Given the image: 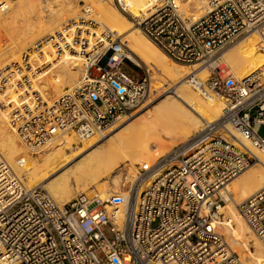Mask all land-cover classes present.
Returning <instances> with one entry per match:
<instances>
[{"label": "built area", "instance_id": "2783aa9c", "mask_svg": "<svg viewBox=\"0 0 264 264\" xmlns=\"http://www.w3.org/2000/svg\"><path fill=\"white\" fill-rule=\"evenodd\" d=\"M200 1L207 10L198 17L182 11L179 0H156L133 19L170 60L195 66L197 72L184 80L200 95L222 99L220 116L203 120L117 192L103 196L90 187L62 205L41 187L26 186L0 159L2 264H243L216 227L225 202L219 190L257 160L235 133L264 155V135L258 134L264 125V63L237 79L217 59L248 33H257L264 47V0ZM91 36L94 50L84 53L88 40L83 39L78 53L84 57L83 75L59 95L47 99L26 80L17 102L0 104L26 149L46 148L68 133L78 144L100 137L121 117L154 100L160 88L172 91L166 83L155 85L152 69L141 67V74H134L125 61L140 66L128 59L113 33ZM2 70L8 71V65ZM8 73L2 80L9 81L0 86L6 83L17 92V80ZM236 208L263 241L264 186Z\"/></svg>", "mask_w": 264, "mask_h": 264}, {"label": "bare ground", "instance_id": "6f19581e", "mask_svg": "<svg viewBox=\"0 0 264 264\" xmlns=\"http://www.w3.org/2000/svg\"><path fill=\"white\" fill-rule=\"evenodd\" d=\"M155 1L116 0L120 9L131 18L146 13ZM78 2L84 3L86 12L79 17ZM20 3L29 9V16L16 13ZM179 5L182 11H190L192 17H198L207 10L200 0H179ZM78 18H83L85 22H88L86 19L96 20L100 25L92 29L80 25ZM71 20L70 24L65 23ZM104 31L113 33L116 39L124 43L127 57L133 63L157 70L162 77L153 80L159 79L174 86L175 96H164L150 104V115L143 111L148 104L142 105L130 113L129 118L111 126L100 137L82 143L77 153L72 152L77 141L73 134L68 133L44 148L40 161L17 140L9 127L5 110H0V159L5 160L18 177L23 176L28 187L57 173L43 187L60 205L72 198L69 178L80 188L79 192H83L91 182L108 177L123 165L126 169L124 180H133L140 170H149L159 157L166 155L172 149L166 150L168 146L177 140V143L183 141L199 129L203 120H216L223 108L221 99L200 96L185 82L186 75L197 72L195 66L170 60L112 0H0V78L11 71L9 78H13V81L16 79L18 85L17 92L6 83L0 86V104L17 102L18 94L26 89V80L32 82V86L47 99L59 95L83 75L84 57L78 54L82 50V40H88L84 53L94 50L91 34ZM35 41H40L35 50L25 54L26 46L33 45ZM261 41L263 39L257 33H248L225 49L217 63L221 58L223 64H219L220 67H229L240 79L263 65L264 47H261ZM4 65H8V71L2 70ZM34 74L35 79L32 78ZM204 75L205 71L199 73L201 77ZM5 80L9 81L7 78ZM230 130L235 133L231 126ZM235 135L256 155L257 160L219 190L225 202L218 209L217 224L230 237V246L226 241L230 248L247 251L253 247V252L244 256V264H264V240L258 239L250 231L236 208L240 201L264 186V155L246 138L237 133ZM162 151L165 152L160 155ZM156 156L159 157L156 159ZM150 174L144 178V186L150 182ZM121 179L118 175L113 176V185L119 186ZM97 190L103 196L117 192L111 191L104 182L97 184Z\"/></svg>", "mask_w": 264, "mask_h": 264}, {"label": "rangeland", "instance_id": "374dc122", "mask_svg": "<svg viewBox=\"0 0 264 264\" xmlns=\"http://www.w3.org/2000/svg\"><path fill=\"white\" fill-rule=\"evenodd\" d=\"M113 1V3L116 5V7L129 19V20H131V22L132 23H135L134 22V19L133 18H131L127 13H125V12H123L121 9H120V7H119V5L117 4V2H116V0H112ZM83 5H84V3L83 2H78V5H77V9H79L78 11H79V15L77 16V17H79L80 15H84L86 12H85V9H83ZM29 9H27L24 5H22L21 3H20V5L18 6V8L16 9V13H18V15H20V16H29V14H30V12L28 11ZM29 12V13H28ZM89 15H90V13H89ZM79 19V18H78ZM81 19V18H80ZM87 21H91V22H94V23H96L97 24V26L96 27H98L100 24L98 23V21H96V20H90V19H86ZM72 22V20L69 22V21H65V23H68V24H70ZM61 25H64V23L63 24H61ZM247 35V34H246ZM244 37V36H243ZM242 38V37H241ZM240 38V39H241ZM120 40V39H119ZM119 40H117L118 42H120V43H122V44H124L121 40L119 41ZM238 41V40H237ZM236 41V42H237ZM2 42H4L3 40H2ZM40 41H35L34 42V44L32 45V44H30V46H26V53L25 54H27L28 52H27V49L29 48V49H31V48H34L35 46H37V44L39 43ZM233 44H235V43H233ZM232 44V45H233ZM231 46V45H230ZM229 46V47H230ZM229 47H227V48H229ZM122 48H123V50H124V53H126L127 54V48L125 47V46H123L122 45ZM226 48V49H227ZM25 49V48H24ZM106 55H108V53L106 54ZM102 61H103V58H102ZM219 64H223V60L220 58L219 59ZM125 65L128 67V68H132L133 70H134V74H141V67L143 68V66H140V68H136L135 66H133V64L132 63H130L129 61H125ZM83 68H84V65H83ZM225 68L231 73V74H233L234 75V77H235V74H234V72L229 68V67H227V66H225ZM152 75H153V79H156L157 80V78H161L162 76L159 74V72L156 70L155 71V69H153V73H152ZM158 75H160V76H158ZM81 77V76H80ZM156 77V78H155ZM236 78V77H235ZM3 78H0V80H2ZM158 79V81H156V80H154V83H155V85L157 86V87H160V86H162V87H165L166 85H165V83H163V81H161V80H159ZM4 80H2V82H3ZM1 82V83H2ZM160 82H162V85H161V83ZM171 85V84H170ZM190 87V86H189ZM162 88H160V91H159V93L157 94V96L155 97V99L154 100H152L150 103H147L148 105L147 106H145V107H143V111H144V113L145 114H148V115H150L149 113H150V104H152V103H154V102H156V100H158L159 98H161V97H164V96H175V91H174V89H175V87L173 86V88H172V91L171 92H162V90H161ZM190 89L192 90V91H194V92H196V93H198L197 91H195L194 89H192L191 87H190ZM14 92H15V89H12ZM162 92V93H161ZM161 94V95H160ZM200 95V94H199ZM200 96H202V95H200ZM214 98H216V99H220L219 97H214ZM222 100V99H221ZM148 111V112H147ZM126 117H128V115L127 116H124V117H121L119 120H117L113 125H116V124H120V122L122 123V120H126V119H124V118H126ZM129 118V117H128ZM112 125V126H113ZM200 125H201V123H200ZM111 127V126H110ZM109 127V128H110ZM258 134H260V135H264V125H261L260 127H259V129H258ZM89 140H91V139H89ZM179 141H181V140H179ZM178 142V140L176 141V142H174L173 144H171L170 146H168L167 148H166V150H168L169 148H173L174 147V144L175 143H177ZM76 145V146H75ZM74 145V147L72 148V152H79L80 150V148H81V146H82V143L81 144H78V143H76ZM165 145H167V143H165ZM56 146H60V145H57L56 144ZM49 147V146H48ZM47 147V148H48ZM29 150V149H28ZM165 150V151H166ZM30 151V153H33V154H31L37 161H40L41 160V154H43L45 151H44V148L41 150H34V151H32V150H29ZM164 151V152H165ZM163 151L162 152H160V155H162L163 153H164ZM159 155V156H160ZM159 156H156V159L159 157ZM37 157V158H36ZM256 162V161H255ZM254 162V163H255ZM73 162H71V163H69L67 166H65L64 168H66V167H68L69 165H71ZM253 164V163H252ZM121 168H124V169H122V170H120V172H118L117 171V169L119 170V169H121ZM247 169V168H246ZM246 169H244L245 171H246ZM242 171L243 173L245 172V171ZM123 171V172H122ZM126 169H125V167H123V165H120L119 167H117L116 168V170L114 171V172H112L108 177H101V178H99L98 180H96V181H93V182H91L86 188H85V190L86 189H88V188H90V187H93L94 189H96L97 190V184L98 183H101V182H104L107 186H108V188L111 190V191H118L124 184H125V182H127L126 180H124V177L126 176ZM242 172H240L239 174H237L235 177H233L231 180H229L228 182H230V181H232L234 178H236V177H238V176H240L241 174H242ZM16 174V173H15ZM57 175V173H55V174H53V175H51L50 177H48V178H46L45 180H43V181H41L40 183H38L37 184V186H39V187H41L42 189H44L47 193H48V191L46 190V188L45 187H43L44 185L43 184H45L47 181H49L50 179H52L53 177H55ZM120 176V178H123V179H121L122 180V182L119 184V186H117V187H115L114 185H113V183H112V178H113V176ZM21 180H23L22 182L26 185V179L24 180L23 179V176H20L19 177ZM68 182H69V184H70V187H71V191H72V197L75 195V194H77L79 191H80V188H78V186L76 185V183L73 181V179L72 178H69V180H68ZM122 185V186H121ZM77 186V187H76ZM98 191V190H97ZM49 194V193H48ZM50 195V194H49ZM58 203V202H57ZM59 204V203H58ZM157 222L155 221V222H153L152 223V225H155ZM216 226L222 231V233L225 235H223L221 232V234L223 235V237H224V239H225V241H227V243L229 244V246H230V244H232V242L230 241V237L228 236V234L226 233V232H224L223 230H222V228L218 225V224H216ZM106 234L107 235H110L109 234V232L108 231H106ZM229 234H230V232H229ZM231 249L239 256V258L241 259V261L243 262V264L245 263V260H246V257H244V256H246V255H249L250 254V252L252 253L253 252V247H249L248 248V250L247 251H245V250H242V249H240V248H237V247H235V248H232L231 247Z\"/></svg>", "mask_w": 264, "mask_h": 264}]
</instances>
